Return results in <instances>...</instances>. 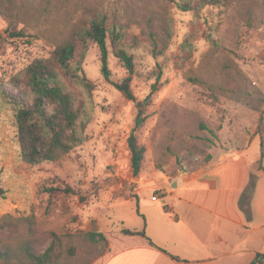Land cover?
<instances>
[{
  "label": "rangeland",
  "instance_id": "rangeland-1",
  "mask_svg": "<svg viewBox=\"0 0 264 264\" xmlns=\"http://www.w3.org/2000/svg\"><path fill=\"white\" fill-rule=\"evenodd\" d=\"M5 1L15 15L0 14V88L35 58L49 57L91 6L106 12L111 26L122 28L119 45L134 57L135 99L104 78L100 48L91 44L83 70L96 89L86 141L59 161L31 165L20 157L13 115L0 91V181L7 190L5 198L0 196V219L6 214L32 219L0 231V239L30 238L37 251L55 242L56 264H100L109 241L94 242L86 232L109 236L144 223L146 212L204 195L202 177L217 161L249 144L252 155L261 151L264 6L252 10L234 2L198 12L180 9V0H50L44 3L48 10L40 12L36 7L43 0ZM146 16L153 17L151 25L159 16L171 19L173 35L163 53L153 51ZM14 28L24 35L12 36ZM111 41L109 36V67L118 81L129 72ZM66 82L79 102L86 100L82 88ZM140 110L146 120L137 134L146 154L135 175L128 137ZM186 174L179 178L188 181L174 186L172 180ZM253 182L260 194L264 175ZM241 197L245 206V194Z\"/></svg>",
  "mask_w": 264,
  "mask_h": 264
},
{
  "label": "trees",
  "instance_id": "trees-1",
  "mask_svg": "<svg viewBox=\"0 0 264 264\" xmlns=\"http://www.w3.org/2000/svg\"><path fill=\"white\" fill-rule=\"evenodd\" d=\"M234 2H245L253 10L264 6V0H180L178 7L184 11L201 12L205 7L226 6ZM50 0H43L37 11H47ZM6 1L0 0V14L15 15L13 7H6ZM153 17L146 16L149 27L148 39L155 54L163 53L169 46L173 35L170 18L157 17L158 23L151 25ZM12 36H22L24 32L14 28ZM111 36L113 53L125 65L129 75L114 81L109 67V48L107 40ZM123 37L122 28L111 26L106 12L85 6L82 16L74 22L68 37L59 42L47 58L38 57L15 75L9 86L2 85L1 97L10 107L13 115V139L19 149L21 159L31 165L46 161L56 162L69 154L75 147L86 141L84 131L92 120L93 95L96 83L83 70V61L91 44H97L101 52V73L126 98L135 99L131 88L132 74L135 71L134 57L119 45ZM4 36L0 31V42ZM160 76L158 77V79ZM66 79L82 88L86 100L79 102L76 93L68 86ZM156 87V84H154ZM139 115L128 137L133 172L138 175L145 159L146 147L138 141V130L144 125L146 117ZM259 169L264 170V141L261 139V156L257 161ZM0 196L5 198L7 190L0 181ZM242 203V202H241ZM249 220L253 212L244 206ZM246 204V201H245ZM166 208V207H165ZM29 217H14L6 214L0 219V231L18 224L31 222ZM125 234L146 236L145 230L137 231L124 228ZM85 235L94 242L108 243L103 232L89 231ZM73 252V250H71ZM56 243L42 251H37L31 239L16 241L10 237L0 239V264H56L59 260ZM176 258H179L175 256ZM264 253H259L249 264L262 263Z\"/></svg>",
  "mask_w": 264,
  "mask_h": 264
},
{
  "label": "crops",
  "instance_id": "crops-1",
  "mask_svg": "<svg viewBox=\"0 0 264 264\" xmlns=\"http://www.w3.org/2000/svg\"><path fill=\"white\" fill-rule=\"evenodd\" d=\"M260 156L261 151L252 155L249 144L237 155L224 157L202 177L204 195L187 196L164 211L146 212L144 223L127 227L145 230L146 236L125 234L124 228L109 232V248L100 264L251 263L264 253V188L258 194L253 182L254 176L264 175L257 163ZM184 176L172 182L178 187L188 181L180 179ZM250 186L254 189L249 199L245 197V206L251 208L252 220L241 203ZM256 264H264V257Z\"/></svg>",
  "mask_w": 264,
  "mask_h": 264
},
{
  "label": "water",
  "instance_id": "water-1",
  "mask_svg": "<svg viewBox=\"0 0 264 264\" xmlns=\"http://www.w3.org/2000/svg\"><path fill=\"white\" fill-rule=\"evenodd\" d=\"M139 106H141V104H140ZM174 186H177V183H176V182H174ZM253 189H254L253 186H250V187L248 188V190L246 191L245 197H246L247 199L250 198ZM83 199H84L83 197L80 198L81 201H82Z\"/></svg>",
  "mask_w": 264,
  "mask_h": 264
},
{
  "label": "built area",
  "instance_id": "built-area-1",
  "mask_svg": "<svg viewBox=\"0 0 264 264\" xmlns=\"http://www.w3.org/2000/svg\"><path fill=\"white\" fill-rule=\"evenodd\" d=\"M152 198L153 200H158L159 197L157 195H154Z\"/></svg>",
  "mask_w": 264,
  "mask_h": 264
}]
</instances>
